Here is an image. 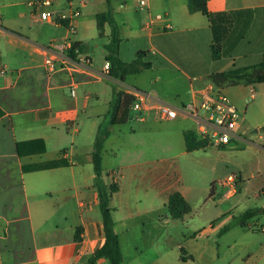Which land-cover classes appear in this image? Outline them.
I'll use <instances>...</instances> for the list:
<instances>
[{
    "label": "crops",
    "instance_id": "obj_1",
    "mask_svg": "<svg viewBox=\"0 0 264 264\" xmlns=\"http://www.w3.org/2000/svg\"><path fill=\"white\" fill-rule=\"evenodd\" d=\"M43 1L0 0V264H88L103 246L92 153L99 120L108 119L115 88L134 97L137 92L153 95L177 107L222 92L239 114V139L227 146L210 142L192 152L187 135L203 139L192 119L160 121L152 110L143 121L130 116L132 126L109 124L103 170L107 183L115 180L120 186L111 205L124 264H214L217 245L257 226L264 232L261 214L223 233L248 210L264 208V83L218 86L212 79L261 62L264 0H207L213 21L191 12L189 0H147L142 10L138 0H52L50 6L38 7ZM45 11L60 20H42ZM109 11L122 40L120 60L131 63L145 52L144 62L151 64L125 81L105 70L112 28L104 22L101 36L98 16ZM215 37L222 40L219 60L212 58ZM63 42L81 43L86 51L73 59L68 48L53 47ZM46 57L54 60V71L45 65ZM251 132L255 136L247 139ZM131 137L136 141L127 155L121 154L122 144L110 147L113 139ZM213 146L218 149L213 184L209 197L197 206L220 193L218 205L212 217L199 224L193 220L192 226L189 197L170 184V153L177 150L174 157L206 161ZM145 149L152 155H145ZM241 154L246 163L237 160ZM242 167L248 169L246 175ZM230 170L238 176L232 194L224 185L234 174ZM259 181L258 193L246 191ZM174 192L184 197L190 215L171 214ZM78 228L83 230L81 241L75 239ZM95 264L110 262L103 257Z\"/></svg>",
    "mask_w": 264,
    "mask_h": 264
},
{
    "label": "trees",
    "instance_id": "obj_2",
    "mask_svg": "<svg viewBox=\"0 0 264 264\" xmlns=\"http://www.w3.org/2000/svg\"><path fill=\"white\" fill-rule=\"evenodd\" d=\"M189 8L191 12H201L213 21L214 16L208 9L207 0H189ZM106 21L109 22L112 28L111 42L105 46L108 51L106 60L110 63V75L113 78L125 81L129 75L138 74L145 69H149L151 64L144 62L146 56L145 52H139L137 60L131 63H125L120 60L118 57V50L122 40L118 26L112 18L110 11L98 16V27L101 36L103 34V23ZM85 51L86 47L83 44L76 42L68 51V56L76 59L79 54L84 53ZM211 52L213 60H219L222 58L221 39L215 37L211 46ZM212 79L218 86H234L242 82H245L246 84L264 83V55L261 62L255 66L236 68L229 72L219 73L214 75ZM134 101V96L128 95L123 90L115 88L108 114L110 125L121 126L127 124L131 116V107ZM3 116L4 111L0 107V119ZM109 135V127L106 129L101 125L95 139L94 150L92 153L95 172V189L98 193L99 206L104 222L105 242L89 259L88 264H95L103 257L107 258L110 264H124L120 238L115 230L116 224L113 216L114 208L111 205L113 195L120 191V186L116 181H113L110 184L107 183L103 170V150ZM186 144L187 150L192 152L195 150L206 149L209 146L210 141L204 138L198 139L193 134H189L186 137ZM20 148L21 146L19 145V152L21 154ZM42 151H44V146L42 147ZM169 208L171 214L176 218L191 213V208L179 192H174L170 195ZM261 214H264V208L248 210L241 216L237 217L230 226L224 228L223 233L227 232L232 227L246 226L250 220ZM82 233V228H78L75 237L77 241H81Z\"/></svg>",
    "mask_w": 264,
    "mask_h": 264
},
{
    "label": "rangeland",
    "instance_id": "obj_3",
    "mask_svg": "<svg viewBox=\"0 0 264 264\" xmlns=\"http://www.w3.org/2000/svg\"><path fill=\"white\" fill-rule=\"evenodd\" d=\"M93 54L94 52H92V55ZM95 58H98L96 54ZM247 90L249 89L247 88ZM252 102L253 100H251L248 96L247 103L249 105H252ZM252 111L253 110H250L248 114L249 118L252 116ZM99 124L107 129L110 124L109 117L107 120L104 117L101 118L99 120ZM134 124V121L131 120L127 125L132 126ZM254 136L255 135L251 132L246 138L248 139ZM135 141L136 138L133 137L127 138L126 141L113 139L112 145L110 147L113 148L117 145L122 144L123 148L121 154L127 155L130 151V148H132L131 145ZM210 152L212 158H208L206 161H203L202 159H199L200 157L196 156L174 157L178 155L177 150H174L170 153L171 157H173V159H171V166L169 172L170 184L171 186L176 187L175 189L184 191L189 197L193 211L191 214V218H188V221H190L192 226L195 224L192 222L193 220H196V223L199 224V221L202 223L203 220L212 217V215L216 212L215 208L218 205V195L220 193L217 194L215 200L212 199V201H209L203 206H197L199 205L203 197H209L210 189L213 184L211 182V179L213 177L212 169L218 161V149L213 146ZM144 154L152 155L151 151L147 149L144 150ZM237 160L240 163H246L247 161V159L244 158L243 154L239 155ZM242 171L244 175H246L248 169L242 167ZM234 172L236 171L230 170V173ZM225 175H227V172ZM261 184L262 182L260 181L255 182L254 184L249 185V190L246 188V191L254 195L260 191ZM196 212H199V214L193 217ZM201 212H203V217L200 216ZM186 215L188 216L190 215V213ZM259 220L260 223L264 224V215H261ZM246 232H241V236H237L235 240L228 239L221 247L217 245L219 259L214 264H264V232L261 230L260 226H257L255 228V231L250 230ZM235 243L236 245H234Z\"/></svg>",
    "mask_w": 264,
    "mask_h": 264
},
{
    "label": "built area",
    "instance_id": "obj_4",
    "mask_svg": "<svg viewBox=\"0 0 264 264\" xmlns=\"http://www.w3.org/2000/svg\"><path fill=\"white\" fill-rule=\"evenodd\" d=\"M52 0H45L37 4L38 7L50 6ZM125 1V0H124ZM125 3V2H124ZM147 7V0H138L137 9L142 10ZM41 19L48 22H57V18L53 12L45 11L41 13ZM75 33V27H70ZM56 49L68 50L72 45L69 42L62 44H54ZM45 65L49 71H54V60L51 57H46ZM105 70L110 71V63L105 64ZM71 94L74 96L75 91ZM154 110L156 119L160 121H176L180 118H189L194 120L198 125V131L204 139L218 146H227L232 141L239 139L237 131L239 123V114L236 106L222 92L214 95H205L198 104H186L183 106H174L168 103L159 101L155 96L148 95L143 92H137L135 101L131 107V116L134 121H143L145 113ZM238 176L230 175L224 182L228 187V193L232 194L236 191ZM263 231V229H261Z\"/></svg>",
    "mask_w": 264,
    "mask_h": 264
},
{
    "label": "water",
    "instance_id": "obj_5",
    "mask_svg": "<svg viewBox=\"0 0 264 264\" xmlns=\"http://www.w3.org/2000/svg\"><path fill=\"white\" fill-rule=\"evenodd\" d=\"M233 146H235L236 144L234 143V144H232Z\"/></svg>",
    "mask_w": 264,
    "mask_h": 264
}]
</instances>
